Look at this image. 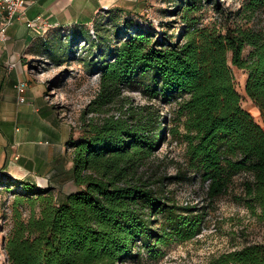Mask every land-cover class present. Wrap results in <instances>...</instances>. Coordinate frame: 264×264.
<instances>
[{
  "label": "trees",
  "instance_id": "obj_1",
  "mask_svg": "<svg viewBox=\"0 0 264 264\" xmlns=\"http://www.w3.org/2000/svg\"><path fill=\"white\" fill-rule=\"evenodd\" d=\"M202 7L201 0H178L174 12L182 28L176 37L137 28L129 32L124 26L112 38L100 37L94 29L100 13L89 38L79 35L87 29L84 25L51 29L62 33L64 48L53 41L56 35L50 45L42 37L41 47L55 61L68 60L67 52L78 41L88 46L91 55L84 66L97 72L99 87L83 113V136L67 143L73 150L71 167L59 171L76 190L58 203L50 184L0 174L3 188H23L17 191L12 225L3 239L7 264L157 259L163 249L202 232L205 207L180 204L166 188L190 175L205 186L211 201L227 194L236 176L246 174L240 201L264 223V31L237 23L203 25L198 17ZM214 8L226 17L218 5ZM262 8L264 0H245L234 15L248 21ZM229 56L231 66L246 73L245 94L259 109L263 127L242 107ZM133 91L148 105L135 107L124 96ZM172 103L169 132L185 144V173L152 180L144 167L166 141V116L156 104ZM211 264H264V241L223 253Z\"/></svg>",
  "mask_w": 264,
  "mask_h": 264
},
{
  "label": "rangeland",
  "instance_id": "obj_2",
  "mask_svg": "<svg viewBox=\"0 0 264 264\" xmlns=\"http://www.w3.org/2000/svg\"><path fill=\"white\" fill-rule=\"evenodd\" d=\"M201 1L203 7L198 17L203 25L216 24L218 27L221 25L226 27L237 23L256 31H264V8L256 11L247 21L241 16L234 15L245 0ZM177 2L178 0L140 1L131 8L123 9L122 14L116 16H108L105 12H100L99 22L95 24L94 29L100 37L112 38L111 34L122 31L123 26L129 32H133L137 28L153 32L157 37H160L161 33L176 37L182 28L180 15L174 12ZM214 5H218L220 10L227 14L226 17L216 12ZM86 28L79 34L84 39L89 38L87 33L91 30V26L88 25ZM106 30L109 32L104 33ZM54 32L52 34H55L57 38L53 41H60L62 48L67 47V44L62 40V33ZM51 36L44 35L47 37L48 45L54 43ZM39 40L42 41V44L45 43L42 38ZM77 44L72 52H67L68 60H65L67 59L65 57V59L61 58V61H55L53 56L44 51L42 47L40 51V49H34L32 45L24 49L25 54L18 57V65L26 71V80H22L27 82L29 86L27 89H32V98H30V104L27 107L33 109L35 101L37 106H42V111L48 113V115L37 116L27 124L30 127H37V138H43V141L50 140V145L37 152L35 159L30 150L21 153L25 156L21 159L22 162H18L22 169H27L31 165L36 167L31 175L19 180L34 182L35 177L48 179L54 199L58 203L64 200L66 194L76 190L73 181L66 175H60L59 171L62 166L66 171L71 167L73 150L67 143L71 139L77 140L83 136V113L91 100L94 99L99 87L97 72L89 73L84 66V61H88L90 58L91 50L88 46H84L82 41H78ZM247 53L248 50L244 52V55ZM228 63L231 66L230 56ZM231 68L236 90L241 97L242 107L263 127L262 119L256 113L257 107L245 94L246 73L232 66ZM124 96L130 98L135 107L148 105V101L138 92L124 93ZM156 105L157 107L162 106L161 116H166L164 127L166 141L150 158L144 170L152 180L178 176L180 173L184 175L186 167L185 144L180 138L172 136L169 132V128L174 126L175 103ZM112 113L118 114L117 111ZM26 145L27 147L34 146L33 144ZM7 156V163H9L13 160V154L9 153ZM28 158H31L32 161H29ZM1 171L2 169H0ZM247 177L246 174L236 176L227 194L211 201L205 196V186L193 175L179 182H166L167 191L178 203L197 204L205 207L207 216L202 232L190 242L181 245L173 244L163 249V254L157 259L144 257L139 262L129 264H211L223 253L240 249L249 244L262 243L264 241V223L253 217L240 201L243 194L241 184ZM9 189L14 191L9 192ZM9 189L3 188L0 184V264H7L3 239L7 236L12 225V205L15 197L19 195L17 191L21 190L22 192L23 188L12 187ZM28 214V211L24 212L25 218L28 217Z\"/></svg>",
  "mask_w": 264,
  "mask_h": 264
},
{
  "label": "crops",
  "instance_id": "obj_3",
  "mask_svg": "<svg viewBox=\"0 0 264 264\" xmlns=\"http://www.w3.org/2000/svg\"><path fill=\"white\" fill-rule=\"evenodd\" d=\"M32 4L26 9L22 20L16 21L7 31V41L0 42V174L14 176V179L25 178L33 173L35 165L22 169L18 162L25 158L21 153L30 150L34 155L50 145V140L37 138V127L28 126L30 120L39 115H48L42 111V106L27 107L32 98V89H27L26 102L18 103L16 85L25 81V69L17 65L13 70H8V63H18V57L25 54L27 47L42 50V41L45 34L55 38L54 30L39 33L28 29L26 21L42 17L53 24L60 26L91 25L97 13L110 9L131 8L138 0H31ZM54 35V36H53ZM25 79V80H22ZM29 87V86H28ZM46 112V113H44ZM35 125V124H34ZM28 126V127H27ZM26 144H33L27 147ZM13 154V160L7 163V154ZM32 161L31 158H28ZM32 171V172H31ZM16 177V178H15ZM33 181L39 185L49 184L48 179L35 177Z\"/></svg>",
  "mask_w": 264,
  "mask_h": 264
},
{
  "label": "built area",
  "instance_id": "obj_4",
  "mask_svg": "<svg viewBox=\"0 0 264 264\" xmlns=\"http://www.w3.org/2000/svg\"><path fill=\"white\" fill-rule=\"evenodd\" d=\"M32 4L31 0H0V42L7 41V31L16 21L22 20L26 9ZM26 26L28 29H34L39 33H45L48 30L56 28H66L69 26H60L59 24H53L42 17H37L34 20L26 21ZM91 34H94L91 31ZM95 37V36H94ZM18 63L12 62L8 63L7 69L13 70L16 68ZM27 82H19L16 85V90L18 94V103L23 104L26 102L27 94ZM184 203L183 205H187ZM128 264V263H126Z\"/></svg>",
  "mask_w": 264,
  "mask_h": 264
},
{
  "label": "bare ground",
  "instance_id": "obj_5",
  "mask_svg": "<svg viewBox=\"0 0 264 264\" xmlns=\"http://www.w3.org/2000/svg\"><path fill=\"white\" fill-rule=\"evenodd\" d=\"M254 107V106H253ZM256 113H257V115H259V117H261V115H260V111H259V109L258 108H256ZM258 117V118H259ZM261 120V119H260ZM260 122V121H259ZM263 125V124H262Z\"/></svg>",
  "mask_w": 264,
  "mask_h": 264
}]
</instances>
